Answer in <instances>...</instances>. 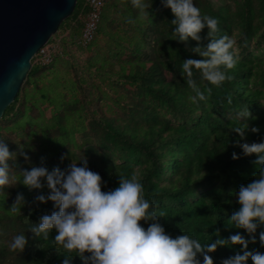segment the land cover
Listing matches in <instances>:
<instances>
[{"label":"trees","instance_id":"trees-1","mask_svg":"<svg viewBox=\"0 0 264 264\" xmlns=\"http://www.w3.org/2000/svg\"><path fill=\"white\" fill-rule=\"evenodd\" d=\"M196 2L203 13L219 18L221 35L236 29L243 50L264 28V0H235L218 8L210 0ZM87 12L85 0H77L58 29L64 31L61 51L49 64L33 57L16 98L0 117V138L17 153L9 159L17 181L6 186L8 195L0 200V264H63L66 254L54 243L57 230H51L48 240L31 230L43 215L57 210L54 201L36 199L51 191L46 179L42 189L18 181L24 169L43 165L66 170L74 160L82 165L83 158L102 175L105 191L119 186L120 175L136 174L145 197L166 214L160 222L174 237L185 232L209 242L217 235L230 238L241 232L249 238L250 249L264 252L259 240L264 225L252 242L250 234L230 220L240 207V186L257 179L260 170L258 154L245 155L236 141H264V60L238 58L236 67L227 69L232 78L221 86L210 85L194 70L201 89L212 88L207 101L197 102L182 63L202 58L191 49L207 45V27L201 42H181L171 38L175 15L162 0H153L152 14L144 18L132 0H107L97 36L84 47L80 36ZM256 80L261 81L258 87ZM128 88L140 95L124 90ZM158 106L181 122L161 116ZM247 106L254 117L251 125L260 131L248 129L241 138L233 128L240 123L236 114ZM19 193L26 200L23 214L10 215L7 209ZM141 223L147 227L150 222ZM19 232L29 238L23 252L10 248ZM242 250L239 244L222 245L211 255L215 264H222L223 258ZM72 259L73 264H84L79 255Z\"/></svg>","mask_w":264,"mask_h":264},{"label":"clouds","instance_id":"clouds-1","mask_svg":"<svg viewBox=\"0 0 264 264\" xmlns=\"http://www.w3.org/2000/svg\"><path fill=\"white\" fill-rule=\"evenodd\" d=\"M132 3L140 11L141 18L152 14L153 0H132ZM162 3L175 15L171 20L174 25L172 39L201 42L204 39L201 33L206 27L209 29L207 45L198 43L191 49L202 58L189 57L182 63L187 83L195 92L192 99L207 101L212 88L208 87L207 92L202 90L194 78V70H199L210 85L221 86L231 79L227 69L235 68L238 62L236 40L227 34L221 35L219 18L203 13L196 0H162ZM129 22H133L131 18ZM239 116L240 123L233 129L241 138L247 136L248 129L260 131L258 125H251L254 117L248 106L240 110ZM4 141L0 138L2 201L8 195L6 186L17 181L16 173L9 165V159H15L17 153ZM236 143L245 155L258 154L255 163L260 170L257 179L240 186L237 194L240 207L230 220L234 227L245 229L255 242L258 228L264 225V141L242 139ZM24 147L20 144L21 149ZM23 155L30 159L27 152ZM233 158L238 159L239 154L233 152ZM20 173L22 178L18 182L22 181L31 189L44 188L46 179L51 191L47 194L41 192L36 199L45 203L54 201L57 210L43 215L39 224H32L31 230L45 240L51 230H57L54 243L66 254L63 264H73L75 255H79L84 264H215L211 253L219 246L230 244L242 245L243 250L223 258L222 264H249V260L264 264V252L250 249L249 238L241 232L233 233L230 238L217 235L219 238L209 242H202L185 232L174 237L160 222V217L166 214L145 197L144 185L136 174L131 177L120 175L119 186L105 191L102 186L106 181L88 166L86 158H83L82 165L74 160L66 170L59 166L49 170L40 165ZM25 203L24 194L19 193L7 211L10 215L23 214ZM141 221L150 223L145 227ZM259 240L264 245V230L259 232ZM28 243V236L19 232L13 237L10 248L23 252Z\"/></svg>","mask_w":264,"mask_h":264},{"label":"water","instance_id":"water-1","mask_svg":"<svg viewBox=\"0 0 264 264\" xmlns=\"http://www.w3.org/2000/svg\"><path fill=\"white\" fill-rule=\"evenodd\" d=\"M77 0H0V117L16 98L32 59Z\"/></svg>","mask_w":264,"mask_h":264},{"label":"built area","instance_id":"built-area-1","mask_svg":"<svg viewBox=\"0 0 264 264\" xmlns=\"http://www.w3.org/2000/svg\"><path fill=\"white\" fill-rule=\"evenodd\" d=\"M106 1L107 0H85L88 6V12L84 17V25L80 36V44L82 46L88 47L96 38ZM60 51L59 42L56 40H49L39 49L35 57L39 63L43 65L49 64Z\"/></svg>","mask_w":264,"mask_h":264},{"label":"rangeland","instance_id":"rangeland-1","mask_svg":"<svg viewBox=\"0 0 264 264\" xmlns=\"http://www.w3.org/2000/svg\"><path fill=\"white\" fill-rule=\"evenodd\" d=\"M212 2V4L214 5V7L218 8L220 6H223L225 4H231L233 5L235 0H210ZM257 1V0H256ZM126 29L129 30V28L126 26ZM263 26L259 29V34L254 37L253 39L250 40V42L248 43V47L246 49H242L241 45L238 43V38L236 36L237 32L236 29L232 30L231 33H229V36L233 37L236 40V52H237V56L238 58H251L254 57L256 61L259 60H264V38L261 36V32L263 30ZM58 34L55 36V40L58 41L60 43V38L62 37V35L64 34V31H59L57 32ZM55 35V34H54ZM103 44V40H100V45ZM258 82V84L253 83L254 87H258L261 84L260 80H256ZM252 85V84H251ZM261 87H264V85H261ZM125 91L129 92L130 94H132L133 96H138L140 95L139 92L134 89V88H128V89H124ZM148 100V98H147ZM262 109H264V100L262 102ZM158 111L160 112V115L169 119H172L173 123H180L181 119L176 117L175 115H173L172 113H170L169 111L165 110L163 107L158 106ZM234 115V113L229 114V116ZM238 117L239 113L236 114ZM202 189L200 188L199 191H201Z\"/></svg>","mask_w":264,"mask_h":264}]
</instances>
